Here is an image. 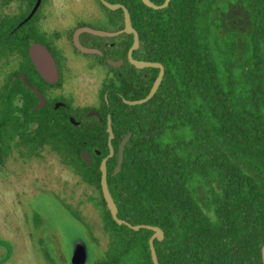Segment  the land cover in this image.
Returning a JSON list of instances; mask_svg holds the SVG:
<instances>
[{
  "label": "trees",
  "instance_id": "trees-1",
  "mask_svg": "<svg viewBox=\"0 0 264 264\" xmlns=\"http://www.w3.org/2000/svg\"><path fill=\"white\" fill-rule=\"evenodd\" d=\"M35 1L2 0L4 6L15 5L11 15L0 18L4 57L18 54L28 60L29 44L42 42L32 23L36 14L20 24ZM107 1L129 12L139 37L133 56L164 66L156 93L145 103L126 105L117 93L128 100L144 98L157 69L143 70L146 79L134 76L131 89L125 86L126 73L116 76L117 93L109 97L108 107L102 101L113 133L114 156L106 171L117 217L163 231V239L153 241L159 264H262L264 0H170L161 10L141 0ZM114 14L120 29L123 13L119 9ZM115 38V57L125 59L132 36ZM17 84L28 101L27 89ZM10 111L3 115L11 125L2 140L6 153L14 144L16 126L21 157H39L48 145L83 183L98 191L99 200L91 202L99 210L108 244L100 253L90 246L89 264H152L148 240L153 232L117 225L101 194L99 165L109 153L105 113L103 123L91 118L75 131L67 119L44 118L30 133L27 105L19 115ZM128 133L121 169L113 175L119 142ZM81 151L90 154L91 165L82 161Z\"/></svg>",
  "mask_w": 264,
  "mask_h": 264
},
{
  "label": "rangeland",
  "instance_id": "rangeland-1",
  "mask_svg": "<svg viewBox=\"0 0 264 264\" xmlns=\"http://www.w3.org/2000/svg\"><path fill=\"white\" fill-rule=\"evenodd\" d=\"M2 3L0 0V18L11 15L15 8ZM106 12L98 0H44L34 22L50 44L56 41L55 47L63 50L59 63L63 93L74 95L76 104L85 107L97 106V92L107 68L95 74L87 71L90 57L75 54L70 46L71 29L87 25L109 30L104 24ZM239 26H244L243 19ZM5 68L0 69V76L5 75ZM91 200H99L98 191L63 166L51 150L38 158H6L0 166V264H70L77 241L91 254L90 262L89 247L100 253L108 244L99 210ZM80 253L84 256V251Z\"/></svg>",
  "mask_w": 264,
  "mask_h": 264
},
{
  "label": "flooded vegetation",
  "instance_id": "flooded-vegetation-1",
  "mask_svg": "<svg viewBox=\"0 0 264 264\" xmlns=\"http://www.w3.org/2000/svg\"><path fill=\"white\" fill-rule=\"evenodd\" d=\"M98 1H99L100 5H102L100 0H98ZM43 2H44V0L40 1L39 7L37 8V10L34 13V14H36V17L32 22L35 29L41 35L42 42L32 41L29 44V46H28V60L29 61L26 60L25 58H21L18 54H15V55H13L11 57H7V58L4 57L2 54H0V69L3 70V68L6 67L5 68V75L0 76V166L3 165L4 160L8 157L13 156L15 158H26V157L20 156L19 150L17 148L18 147L17 143L19 142V137H20V130L16 126L13 129L14 139L12 141L14 142V144L12 145L11 150H9L7 153L5 152L2 140H3L4 136H6V133L9 132V128L11 126L10 124L6 123V121L3 117L5 109H7L9 111L11 110L10 112H13V114L15 113V114L19 115L18 110L20 108L23 109L24 105H27V107L30 109V115H31L30 123L27 127V131L30 133L31 132L34 133L36 131L38 124H39L38 120H41L44 118L52 119L55 117H58L59 120L67 119L71 125V127H70L71 130L75 131L76 127H79L85 120H90L91 118H95L97 121L103 123V118L101 117V112H104L105 116L107 118L108 115H107L106 107L104 108L102 106V101H104L105 105L108 107L109 97L113 98L114 94L117 93V89L119 88L120 85L118 86L119 81L117 80L116 76L121 77L123 73H126L125 74V86L130 88V89H131V85H132L131 84L132 78L134 76H139V74H142L143 79L147 78V74L145 72H143V70H145L147 68L136 69L127 60V52L129 50V48L131 47L132 43L126 52L125 59H121V58L117 59L115 57V51H116V45H117L115 37H117V36L110 37V38H102L99 36H94V35L89 34V33H81L78 36V41H79L80 45L85 49L93 50V52L86 53V52H82V51L78 50L74 46V43H73V36H74L75 31L81 27H89L91 29H95V28H92V27L87 26V25H77L71 29V34H70V46L73 49V51L75 52V54L82 55L83 57H88V56L90 57V61H89L88 67H87V71H90L93 74H95V72L98 70H102V68H107V69L103 75V78L101 79L102 80L101 81V89L99 90V92H97V98H98L97 106L85 107L82 103L76 104L74 95L63 93L64 85L62 83V76H61V71H60V66H59V63L61 62V54L60 53H61L62 49L58 50L55 47L56 41H55V44L54 43L50 44L49 41H47L45 39L44 35L39 31L38 27L34 24V22L36 21L37 16H38V11L42 7ZM35 3H36V1H35ZM35 3H34V5H35ZM34 5H33V7H34ZM105 10L108 12H106L107 13V19H106V21H104V24H107L109 30H103V31L113 32V31L121 30L123 28V21L121 23L122 27L120 29H117L118 27H117L116 15L114 14L115 11H109L106 8H105ZM43 16H42V19H44ZM24 20L20 24L26 22ZM95 30H100V29H95ZM120 35H122V34H120ZM126 35H128V34H126ZM58 38L56 37V40ZM132 42H133V36H132ZM33 44H41L49 52V54L51 55V57L54 61L55 67H56V72H57L56 77L51 78L50 76H48L47 78H44L40 75V73L38 72V70H37V68H36V66H35V64H34L32 58L30 57V54H29V48ZM138 49H139V46L136 50H134L132 52L133 59L138 60V61H145V60H142V59H139V58H136L133 56V53L135 51H137ZM98 52H100L101 54H99ZM109 60H111V61L122 60V64L119 67L114 68L108 63ZM148 62H153V61H148ZM156 63H159V62H156ZM152 69H157V68H152ZM157 70H158L157 71V75H158L159 69H157ZM157 75H156V77H157ZM156 77H155V79H156ZM155 79H154V81H155ZM17 83H20L21 85H23V87H25V89H27L28 101L26 100V97H25L26 93L23 92L20 88H18L19 85ZM12 86H13V91L9 92L8 90ZM14 86H16V88H18V89H16ZM117 96L121 97L122 101H123V99H125V98H122V95L119 93H117ZM125 100H128V99H125ZM137 100H139V99H137ZM129 101H132V100H129ZM90 112H95L96 114L89 115ZM105 125H106L105 126V130H106L107 121H106ZM107 140H108V136H107ZM10 143L12 144V142H10ZM46 149L53 151L50 148V146L45 145L43 147V150L41 151V154ZM82 152H85V151L80 152V158H81ZM54 153L57 155V157H59V160L62 163V165L65 166L67 169H69L76 177H78L72 171V169H70L62 161L61 157L56 152H54ZM113 156H114V153L108 159L112 158ZM30 158H38V157H30ZM90 158H91V156H90ZM108 159H107V161H108ZM116 161H117V152H116ZM91 162H92V160H91Z\"/></svg>",
  "mask_w": 264,
  "mask_h": 264
},
{
  "label": "water",
  "instance_id": "water-1",
  "mask_svg": "<svg viewBox=\"0 0 264 264\" xmlns=\"http://www.w3.org/2000/svg\"><path fill=\"white\" fill-rule=\"evenodd\" d=\"M40 1L41 0H36V3L34 5V7L32 8L30 14L26 17V19L24 21L29 20L33 16L35 11L39 7ZM141 1L145 6H147L148 8H151L153 10L164 9L167 7L168 3L170 2V0H164V2L162 4L156 5L153 2H151L150 0H141ZM100 2L109 11H117L119 9L122 11V13H123V28L121 30H118V31L108 32V31H103V30L91 29L89 27H81V28L77 29L74 33V36H73L74 46L82 52H86V53L93 52V50L85 49L80 45V43L78 41V36L81 33H89V34H92L94 36H99L102 38L115 37V36H118L120 34L132 35L133 36V42H132V45L127 52L128 62L132 66H134L136 69L157 68V69H159V73H158L155 81L153 82L148 94L144 98L139 99V100H132V101L123 99V102L126 105H130V106L140 105L142 103H145L146 101L151 99L154 96V94L156 93V91H157V89H158V87L162 81L163 75H164V67L160 63L148 62V61H138V60L133 59L132 52L138 48L139 38H138V33L136 32V30L131 25V19H130V15H129L128 10L121 4H111V3L107 2L106 0H100ZM98 53L101 54L100 52H98ZM29 54H30V57L32 58L38 72L40 73V75L42 77H44V78H47L48 76H50L51 78L56 77L57 72H56V67H55L54 61H53L51 55L49 54V52L44 48L43 45L33 44L29 48ZM108 63L112 67L117 68L122 64V60H118V61L109 60ZM94 114H96V113L95 112L89 113V115H94ZM106 132L108 134L107 145H108L109 153L106 157H104L101 160L100 165H99L100 190H101V194H102L103 200L105 202L106 208L109 211L112 220L117 225H119V226L125 225L133 231H138L140 229H147V230H150L153 232V234L151 235V237L148 240L150 257H151L152 264H159L157 257H156L155 249L153 246V241L154 240L161 241L164 237L163 231L159 227L151 226V225H143V224L142 225H131L130 223L126 222L125 220L119 219L117 217V212H118L117 207H116V205H115V203H114V201L110 195V192H109L108 186H107L106 162H107V159L109 157H111L114 153V150L111 146V140L113 139V133H112L109 115L107 116ZM130 136H131L130 133L125 135L118 145L117 161H116V165H115V168L113 170V173H112L113 175L119 173V171L121 169V164L123 161L124 147H125V144L128 142ZM96 154L99 155L100 153L96 152ZM81 158L86 164H88V165L92 164L90 155L87 152H82ZM89 249H90V247H89ZM82 251H84V256H81L80 252H82ZM90 255L91 254H88V250L85 247V245L83 244V242L77 241L76 243H73V246L71 249L70 264H89L90 262H88V260H89L88 258ZM261 260H262V264H264V245L261 249Z\"/></svg>",
  "mask_w": 264,
  "mask_h": 264
}]
</instances>
